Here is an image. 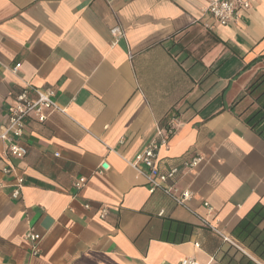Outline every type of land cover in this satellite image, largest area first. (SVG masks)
<instances>
[{
	"label": "crops",
	"instance_id": "obj_1",
	"mask_svg": "<svg viewBox=\"0 0 264 264\" xmlns=\"http://www.w3.org/2000/svg\"><path fill=\"white\" fill-rule=\"evenodd\" d=\"M208 1L0 0V134L26 83L52 88L64 110L26 120L20 200L0 174V264H264V221L240 226L264 208V121L246 123L264 105V80L251 90L264 76V0L228 26ZM173 119L158 166L203 159L175 181L190 209L129 165Z\"/></svg>",
	"mask_w": 264,
	"mask_h": 264
},
{
	"label": "built area",
	"instance_id": "obj_2",
	"mask_svg": "<svg viewBox=\"0 0 264 264\" xmlns=\"http://www.w3.org/2000/svg\"><path fill=\"white\" fill-rule=\"evenodd\" d=\"M258 0H209L206 13L211 16L220 26H228L237 23ZM112 34L116 39L124 36L123 31L119 28L112 30ZM21 64H17L12 73L17 74ZM64 113V110L56 102V92L52 88L37 89L34 88L31 83H26L21 92L16 97V104L14 108L9 112L7 125L4 127L0 134V145L3 146V157L6 160V166L0 169V174L15 178V188L12 192V199L20 200L21 192L24 187L25 180L18 173L17 167L13 163L16 160H22L28 155V150L22 145V140L26 130V120L33 118L39 123H45L47 120L46 111ZM176 120H172L166 127L160 128L157 132V138L150 143V145L137 154L133 161L129 162V165L136 170L139 174L146 178L149 192L154 194L155 192L162 191L174 203L178 206L188 208V203L192 200L193 194L189 190H180L176 185L177 177L180 175L183 169L192 170L200 166L203 159L201 157H192L186 159L183 162V168H173L170 171L163 173L160 171L159 151L162 147H166L170 138L174 135ZM58 157L59 154H56ZM108 164L103 163L101 165V171L107 170ZM171 182H174L171 184ZM87 180L80 178L75 181L74 188L77 191H81L85 188ZM205 206L209 212L213 209L206 203ZM86 209H90L91 206L87 204ZM109 213L107 207H103L100 210V219L104 220ZM164 212L160 213L163 216ZM205 225L211 229L214 233L223 237V234L209 222H205ZM226 241L227 238L223 237ZM25 240L30 244V251L32 256H39L40 243L42 237L31 228L25 236ZM235 247L239 248L237 245ZM181 264H196L193 259H185Z\"/></svg>",
	"mask_w": 264,
	"mask_h": 264
},
{
	"label": "trees",
	"instance_id": "obj_3",
	"mask_svg": "<svg viewBox=\"0 0 264 264\" xmlns=\"http://www.w3.org/2000/svg\"><path fill=\"white\" fill-rule=\"evenodd\" d=\"M264 80V76H262L252 87L251 90L258 89L260 87L261 81ZM259 118V121H264V105H261V110L255 113L254 117L251 119H248L246 121L247 124H250L254 118ZM264 212V208L262 206H256L248 215V217L241 223L240 226H243L246 228L250 223L254 222L257 217H260V221H264V215L262 213Z\"/></svg>",
	"mask_w": 264,
	"mask_h": 264
}]
</instances>
